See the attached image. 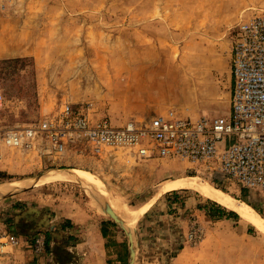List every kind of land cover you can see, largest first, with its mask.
<instances>
[{
    "label": "rangeland",
    "instance_id": "rangeland-1",
    "mask_svg": "<svg viewBox=\"0 0 264 264\" xmlns=\"http://www.w3.org/2000/svg\"><path fill=\"white\" fill-rule=\"evenodd\" d=\"M6 1L11 5L0 10L4 21L0 42L24 57L0 61L4 96L0 185L27 183L55 170L88 171L102 181L108 197L74 182L29 184L0 197L2 228L16 206V196L23 198L19 203L24 206L73 210L83 218L94 214L109 218L106 208L112 203L131 209L149 204L135 227L119 235L120 239L127 232L132 235L135 264H264L263 233L196 190L162 193V187L197 177L242 202L261 206L264 218L263 200L255 193L251 196L236 184L216 186L208 175L189 171V164L138 159L83 141L57 153L46 138L31 149L3 140L6 131L38 124L67 104L92 121L108 118L118 126L173 111L227 119L233 86L230 29L263 11L264 0H0V4ZM141 79L166 87L170 99L132 91ZM151 108L158 112L150 114ZM214 204L222 206L221 213Z\"/></svg>",
    "mask_w": 264,
    "mask_h": 264
},
{
    "label": "built area",
    "instance_id": "built-area-1",
    "mask_svg": "<svg viewBox=\"0 0 264 264\" xmlns=\"http://www.w3.org/2000/svg\"><path fill=\"white\" fill-rule=\"evenodd\" d=\"M230 39L233 86L227 119L173 111L118 126L108 118L92 121L67 104L38 124L6 131L3 140L9 146L31 149L46 138L57 153L83 141L138 159L177 161L189 164L192 173L208 175L216 186L236 184L255 193L264 204V10L234 25ZM3 104L0 92V109ZM17 244L0 220V259L6 246Z\"/></svg>",
    "mask_w": 264,
    "mask_h": 264
},
{
    "label": "crops",
    "instance_id": "crops-1",
    "mask_svg": "<svg viewBox=\"0 0 264 264\" xmlns=\"http://www.w3.org/2000/svg\"><path fill=\"white\" fill-rule=\"evenodd\" d=\"M9 5H11V1L0 4V10L3 6L6 8ZM3 24L4 21L0 15V32L2 31ZM5 47L2 46V42H0V61L24 57L19 54L15 55V52L7 50ZM148 112L151 114L153 112L157 113L158 111L156 108H151ZM219 176L221 175L219 174ZM35 181L36 180L33 179L27 183H23L25 185L21 183L12 184L23 185V187L19 189L21 190L27 187L26 184H28V186L29 184L33 185ZM246 192L251 196L255 195L254 193L253 195L252 192ZM16 197L18 198L15 203L16 207L19 209L21 206H24L19 203L23 198L20 196ZM245 202L252 206L260 215L262 214L263 208L261 206L257 207L248 200H245ZM215 205L217 213H221L219 206H217L218 204ZM26 207L47 211L52 214V219L44 229L30 232L29 227L28 229L25 228V230L28 231L27 233L20 231V229H24L22 225L15 230L13 227L9 226L8 221L5 223L3 222L4 229L17 240L18 244L15 246L8 245L4 248L0 264H130L131 242L127 233L126 238H119L122 230L125 232L127 228L120 222V224H118L110 216L108 218L106 216H97L94 214L87 218H83L80 216L81 213H77V211L74 212L73 210L68 211L63 208L56 212V210L50 208V206L48 208V206H41L38 204L32 206L31 204H27ZM234 215L238 214L236 213ZM58 218H62V220L57 222ZM239 218L241 219L240 216ZM57 227H61V232L64 236H71L73 242H61L59 239H56L52 231L57 229ZM178 259L180 261L181 258Z\"/></svg>",
    "mask_w": 264,
    "mask_h": 264
},
{
    "label": "bare ground",
    "instance_id": "bare-ground-1",
    "mask_svg": "<svg viewBox=\"0 0 264 264\" xmlns=\"http://www.w3.org/2000/svg\"><path fill=\"white\" fill-rule=\"evenodd\" d=\"M138 83H139V86L132 88V91H138L142 93L143 90H145L143 92L144 94H147L151 97L153 96L158 97V98L161 97L162 99H165V100L170 99L171 97L169 91L166 90V87L164 88L163 86H160V84L157 81L141 79ZM156 90H159V91H156ZM58 181L80 183L82 185L89 187L90 191L91 189H93V191L97 190L98 192L99 191L102 192V195L105 198L108 197L107 193L103 190L104 184L102 183V181L88 171L73 172V171H68V170L66 171L65 170H55L53 172H50L48 175L47 174L44 175L41 178L38 177L35 183L36 182H47L48 183V182H58ZM35 183L33 185H35ZM16 185L18 184L0 185V197L4 195H8L12 193L13 191L19 190L20 187H23V185H18V186ZM26 186H28V184H26ZM181 189H193V190L198 191L199 193L204 195L206 198H209L219 203L220 205L224 206L225 208L236 212L241 217L244 223L252 225L257 230H259L261 233L264 234V218L252 206L236 199L233 196H230L229 194L221 190H216L215 188L211 187L209 184L202 182L197 177H185V178L177 179L175 181L166 182L162 187V193H167L170 191L181 190ZM108 204L109 203H107V205ZM148 206L149 204H145L138 208L131 209L127 206H121V205L112 203L110 209L112 210L116 219L125 228L132 230V228L135 227L139 219L147 212L149 208ZM102 207H104V205Z\"/></svg>",
    "mask_w": 264,
    "mask_h": 264
},
{
    "label": "trees",
    "instance_id": "trees-1",
    "mask_svg": "<svg viewBox=\"0 0 264 264\" xmlns=\"http://www.w3.org/2000/svg\"><path fill=\"white\" fill-rule=\"evenodd\" d=\"M0 176L3 174L0 173ZM215 205V204H214ZM220 211L221 208L219 207ZM52 219V214L44 210H35L33 208H29L26 206H21L19 209L14 206L12 212L9 216L8 224L10 227H13L15 230L21 225L24 226V229L20 231L27 233L28 231L33 232L38 229H44L48 226ZM69 223V222H68ZM61 227H57L52 234L56 239H59L61 242L66 241L67 243L73 242V238L71 236H64L61 232Z\"/></svg>",
    "mask_w": 264,
    "mask_h": 264
},
{
    "label": "water",
    "instance_id": "water-1",
    "mask_svg": "<svg viewBox=\"0 0 264 264\" xmlns=\"http://www.w3.org/2000/svg\"><path fill=\"white\" fill-rule=\"evenodd\" d=\"M106 212L113 220H115L118 224H120L119 221L116 219L115 215L113 214L112 210L110 209V207L106 208ZM127 235L131 242V249H130L131 262L130 264H135L136 250H135L134 243H133V237L129 232H127Z\"/></svg>",
    "mask_w": 264,
    "mask_h": 264
}]
</instances>
